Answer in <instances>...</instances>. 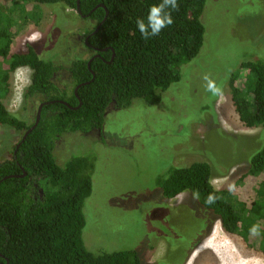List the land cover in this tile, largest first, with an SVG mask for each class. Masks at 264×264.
<instances>
[{"label": "rangeland", "instance_id": "rangeland-1", "mask_svg": "<svg viewBox=\"0 0 264 264\" xmlns=\"http://www.w3.org/2000/svg\"><path fill=\"white\" fill-rule=\"evenodd\" d=\"M25 7L32 17L22 21L0 0V20H12L15 31L11 52H25L32 45L57 67V83H66L70 61L90 56L83 36L91 22L62 5ZM200 20L203 46L197 57L180 66L179 82L162 93L159 104L148 106L135 99L117 109L111 103L100 130L65 134L55 144L61 166L79 155L94 160L82 231L84 245L93 254L132 250L143 264H264V253L247 246L239 235L224 232L195 195L183 192L167 199L156 185L172 166L205 162L215 190L230 192L237 204L249 205L264 180V174L242 178L250 155L262 145V133L241 125L229 88L241 62L264 63V0H206ZM30 76L29 69L20 68L3 87L7 109L28 123L38 107L35 102L22 104ZM20 137V132L0 127V160L10 157Z\"/></svg>", "mask_w": 264, "mask_h": 264}, {"label": "trees", "instance_id": "trees-1", "mask_svg": "<svg viewBox=\"0 0 264 264\" xmlns=\"http://www.w3.org/2000/svg\"><path fill=\"white\" fill-rule=\"evenodd\" d=\"M3 1L22 21L32 17L26 14L27 5L34 4V9L62 5L94 25L83 36V48L90 56L71 60L66 69L68 81L58 84L57 67L42 59L32 45L25 52H11L12 20L5 25L0 20V127L21 133L17 145L34 123L35 117L28 123L11 113L4 102L3 87L20 68L31 71L21 96L23 105L56 101L42 108L38 125L16 153L15 145L10 157L0 160V264H143L132 250L100 254L87 250L82 238L83 210L92 193L94 160L79 155L61 166L54 156L55 144L65 134L100 130L111 103L117 109L130 106L135 99L148 106L159 104L162 93L179 82L180 66L197 57L203 46L205 27L200 17L206 0H178L179 7L172 11L174 23L147 40L136 21L146 19L149 8L162 0H79V14L78 0ZM35 16L39 21L40 14ZM241 71L246 72L243 77ZM229 88L241 125L261 129L262 145L250 155L242 175L258 177L264 174V63L241 62L230 76ZM23 172L24 177L1 181ZM211 178L210 166L196 162L170 167L156 185L167 199L192 193L202 207L214 213L224 232L239 235L247 246L264 253V180L255 189L252 202L245 205L237 204L230 192L215 190ZM210 194L215 198L212 203L207 202ZM254 226L255 234L251 231Z\"/></svg>", "mask_w": 264, "mask_h": 264}, {"label": "clouds", "instance_id": "clouds-1", "mask_svg": "<svg viewBox=\"0 0 264 264\" xmlns=\"http://www.w3.org/2000/svg\"><path fill=\"white\" fill-rule=\"evenodd\" d=\"M179 7L178 0H162L158 4L152 5L149 10L146 19L138 18L136 21L137 28L141 35L147 40L150 37H155L161 33V31L174 23L172 11ZM213 92L218 91L209 85ZM214 196L211 194L208 196V203L214 202ZM252 233L257 232V227L254 226L251 229Z\"/></svg>", "mask_w": 264, "mask_h": 264}, {"label": "water", "instance_id": "water-1", "mask_svg": "<svg viewBox=\"0 0 264 264\" xmlns=\"http://www.w3.org/2000/svg\"><path fill=\"white\" fill-rule=\"evenodd\" d=\"M100 7H102V8H104L103 7V5H99ZM77 10H78V14L80 13V11H79V0L77 1ZM108 15V12L107 11H105V16H107ZM105 19H103V21H104ZM102 21V22H103ZM101 22V23H102ZM101 23L96 27V29L94 30V33L98 30V28H99V26L101 25ZM85 45H87L88 46V44H87V39L85 40ZM93 59V58H92ZM91 59V60H92ZM90 60V61H91ZM90 61L88 62V68H89V65H90ZM92 76H93V74H92ZM87 84V83H86ZM82 85H85V84H82ZM82 85H80V86H82ZM80 86H78L76 89H75V94H76V92H77V89L80 87ZM56 101H51V102H45V103H40L39 105H38V107H37V109H36V113H35V120H34V123H33V125L28 129V130H26L25 132H24V134H23V136H22V138H21V142H23L25 139H26V137L35 129V127L38 125V123H39V121H40V117H41V110H42V108L45 106V105H48V104H53V103H55ZM59 103L60 104H62V105H65V106H67V107H69V108H71V109H75V108H72V107H70L66 102H63V101H59ZM81 105V103L79 102V105H78V107ZM21 142L19 143V144H17L16 145V148H15V151H14V154L16 153V151H17V149H19V147H20V144H21ZM26 174L23 172V174L22 175H20V176H6V177H4L1 181H4V180H6V179H11V178H16V177H24ZM1 183V182H0Z\"/></svg>", "mask_w": 264, "mask_h": 264}, {"label": "flooded vegetation", "instance_id": "flooded-vegetation-1", "mask_svg": "<svg viewBox=\"0 0 264 264\" xmlns=\"http://www.w3.org/2000/svg\"><path fill=\"white\" fill-rule=\"evenodd\" d=\"M85 18H86L85 16H82V19L87 21V19H85ZM88 21H89V20H88ZM89 22H91V24H92V27H93V25H94V22H92V21H89ZM92 27H91V28H92ZM91 28H90V29H91ZM90 29H89V30H90ZM95 29H96V28H95ZM86 39H87V38H86ZM86 39H85V40H86ZM83 41H84V40H83Z\"/></svg>", "mask_w": 264, "mask_h": 264}]
</instances>
